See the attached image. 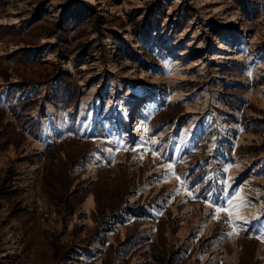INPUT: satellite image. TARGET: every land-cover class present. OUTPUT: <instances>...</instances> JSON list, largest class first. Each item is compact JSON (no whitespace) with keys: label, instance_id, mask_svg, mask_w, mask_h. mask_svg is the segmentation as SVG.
<instances>
[{"label":"rangeland","instance_id":"obj_1","mask_svg":"<svg viewBox=\"0 0 264 264\" xmlns=\"http://www.w3.org/2000/svg\"><path fill=\"white\" fill-rule=\"evenodd\" d=\"M69 157L71 209L43 179ZM135 230L152 240L110 258ZM183 243L180 264H264V0H0V264Z\"/></svg>","mask_w":264,"mask_h":264},{"label":"trees","instance_id":"obj_2","mask_svg":"<svg viewBox=\"0 0 264 264\" xmlns=\"http://www.w3.org/2000/svg\"><path fill=\"white\" fill-rule=\"evenodd\" d=\"M242 7V0H235ZM58 92L55 94V100L62 103L66 108L73 107L76 109L79 101L78 86L74 80L71 79L69 74L59 73L58 76ZM169 108H173V105H169ZM177 111L169 118V126L171 123L179 116ZM55 147L54 143L48 145L47 148L51 149ZM55 165V164H53ZM78 160L68 158L66 161L60 162L57 166H50L45 171L43 175L44 184L51 190H55L52 194V199L55 203L65 204L69 209L73 208V199L77 196L78 189L70 190L71 183L80 166ZM147 214L142 212L140 215H135V224L144 223L143 219ZM152 240L150 233L146 231H133L127 233L125 238L118 243V245L113 246L110 244V258L119 256L120 258H125L135 251L139 250L143 245L147 244ZM103 244L104 241H101ZM213 244L206 247L209 250ZM185 247V244H181L176 250L171 249L170 252L160 251L155 253V260L159 264H180L181 258L178 255L179 251ZM152 251V244L150 249ZM154 251V248H153ZM204 264H220V258L216 253L211 252L208 259Z\"/></svg>","mask_w":264,"mask_h":264},{"label":"bare ground","instance_id":"obj_3","mask_svg":"<svg viewBox=\"0 0 264 264\" xmlns=\"http://www.w3.org/2000/svg\"><path fill=\"white\" fill-rule=\"evenodd\" d=\"M222 57V56H221ZM155 100V99H154ZM151 99H149V98H147L146 97V99L145 100H143V101H141V105H140V108H138V113H139V115H143V116H147V111H146V109L148 108V109H150L151 108ZM144 108H146V109H144ZM136 119H138V121H137V125L135 126V131L136 132H141L142 131V125H141V119H140V117H138V118H136ZM114 129H116V128H114ZM139 134V133H138ZM137 134V135H138ZM135 135H136V133H135ZM119 140V142H120V146H122L123 145V141L121 140V139H118ZM91 254V253H90Z\"/></svg>","mask_w":264,"mask_h":264},{"label":"snow or ice","instance_id":"obj_4","mask_svg":"<svg viewBox=\"0 0 264 264\" xmlns=\"http://www.w3.org/2000/svg\"><path fill=\"white\" fill-rule=\"evenodd\" d=\"M221 210H223V211H227V209H217V211H221Z\"/></svg>","mask_w":264,"mask_h":264}]
</instances>
